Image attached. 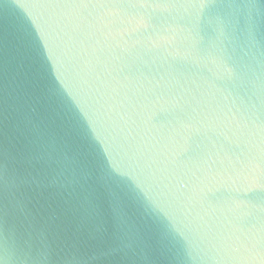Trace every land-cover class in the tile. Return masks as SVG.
<instances>
[{
    "label": "clouds",
    "instance_id": "9594fccd",
    "mask_svg": "<svg viewBox=\"0 0 264 264\" xmlns=\"http://www.w3.org/2000/svg\"><path fill=\"white\" fill-rule=\"evenodd\" d=\"M0 264H264V0H0Z\"/></svg>",
    "mask_w": 264,
    "mask_h": 264
}]
</instances>
